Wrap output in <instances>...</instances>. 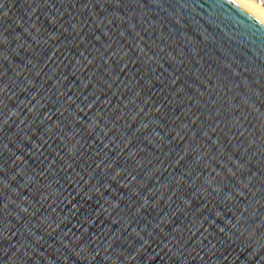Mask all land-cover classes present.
<instances>
[{
    "label": "water",
    "instance_id": "1",
    "mask_svg": "<svg viewBox=\"0 0 264 264\" xmlns=\"http://www.w3.org/2000/svg\"><path fill=\"white\" fill-rule=\"evenodd\" d=\"M0 12V264H264L261 22L231 0Z\"/></svg>",
    "mask_w": 264,
    "mask_h": 264
},
{
    "label": "bare ground",
    "instance_id": "2",
    "mask_svg": "<svg viewBox=\"0 0 264 264\" xmlns=\"http://www.w3.org/2000/svg\"><path fill=\"white\" fill-rule=\"evenodd\" d=\"M234 3L238 4L241 8L247 11L250 15L256 18L259 22L264 18V6L255 0H248L244 5H241L238 0H231ZM262 23V22H261ZM264 25V23H262Z\"/></svg>",
    "mask_w": 264,
    "mask_h": 264
},
{
    "label": "snow or ice",
    "instance_id": "3",
    "mask_svg": "<svg viewBox=\"0 0 264 264\" xmlns=\"http://www.w3.org/2000/svg\"><path fill=\"white\" fill-rule=\"evenodd\" d=\"M4 6V0H0V9H2ZM8 13L0 12V23L3 22V20L7 17ZM19 23V21H17Z\"/></svg>",
    "mask_w": 264,
    "mask_h": 264
},
{
    "label": "clouds",
    "instance_id": "4",
    "mask_svg": "<svg viewBox=\"0 0 264 264\" xmlns=\"http://www.w3.org/2000/svg\"><path fill=\"white\" fill-rule=\"evenodd\" d=\"M238 2L241 4V5H244L248 2V0H238ZM261 22L264 23V18L261 19Z\"/></svg>",
    "mask_w": 264,
    "mask_h": 264
},
{
    "label": "built area",
    "instance_id": "5",
    "mask_svg": "<svg viewBox=\"0 0 264 264\" xmlns=\"http://www.w3.org/2000/svg\"><path fill=\"white\" fill-rule=\"evenodd\" d=\"M255 1L259 2L261 5L264 6V0H255Z\"/></svg>",
    "mask_w": 264,
    "mask_h": 264
}]
</instances>
